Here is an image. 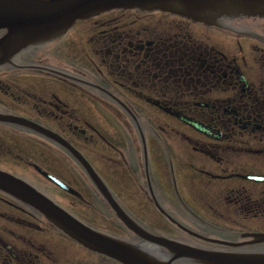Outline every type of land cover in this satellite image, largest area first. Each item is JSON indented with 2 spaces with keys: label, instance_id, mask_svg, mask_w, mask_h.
<instances>
[{
  "label": "flooded vegetation",
  "instance_id": "1",
  "mask_svg": "<svg viewBox=\"0 0 264 264\" xmlns=\"http://www.w3.org/2000/svg\"><path fill=\"white\" fill-rule=\"evenodd\" d=\"M5 35L0 32V39ZM162 119L217 144L187 138L196 152L219 164L224 162L210 149L222 148L237 131L262 147L254 151L247 142V153L264 155V19L222 18L209 26L170 13L115 9L22 51L0 67V173L28 185L92 231L162 264L206 263L177 257L159 240L228 257L264 256L263 191L230 197L232 213L217 220L190 215L199 227L170 212L169 185H163L169 166L157 145L165 129L155 128ZM81 158L104 185L95 184ZM198 175L216 183L264 186V174ZM38 185L49 186L72 208L87 207L85 214L94 207L97 212L85 216L101 218V228ZM101 211L109 214L105 220L97 215ZM73 250L80 256L75 264H121L0 190V264H74Z\"/></svg>",
  "mask_w": 264,
  "mask_h": 264
},
{
  "label": "water",
  "instance_id": "2",
  "mask_svg": "<svg viewBox=\"0 0 264 264\" xmlns=\"http://www.w3.org/2000/svg\"><path fill=\"white\" fill-rule=\"evenodd\" d=\"M115 9L159 11L209 26L222 18L264 19V0H0V32H6L0 39V67L32 46L59 38L76 22ZM81 163L96 185H104L86 161L82 159ZM41 174L67 189L54 177L42 171ZM0 190L35 206L59 229L92 251L121 264H162L134 246L92 231L46 197L7 174L0 173ZM125 222L136 230L129 220L125 219ZM145 238L153 241L149 236ZM159 243L176 253L177 257H187L206 264H264V256L228 257L195 251L165 240H159Z\"/></svg>",
  "mask_w": 264,
  "mask_h": 264
},
{
  "label": "rangeland",
  "instance_id": "3",
  "mask_svg": "<svg viewBox=\"0 0 264 264\" xmlns=\"http://www.w3.org/2000/svg\"><path fill=\"white\" fill-rule=\"evenodd\" d=\"M145 111L154 119L159 118L154 110ZM155 128H158V130L165 129L162 135V142L157 143V145L163 152H166V161L169 166L167 179L163 183V185H169L168 207L171 213L177 215V217L184 222L199 227L196 223H192L193 220L190 215H198L199 217L203 215L205 218L207 215V218L217 220L220 216L224 217L232 213L234 207L229 206L227 201L230 197H248V195L255 197L256 195L250 194L264 192V186H261L260 188L262 189H260L250 183L245 184L233 180L225 183H216L207 179V177L198 175V171L222 174L224 170L228 173L264 174V155L247 153L246 151L249 149L244 146V144L247 145L248 142L249 148L254 151H261L262 147L259 142H257V139L242 137L240 134L241 131H237L238 135L235 138L233 137L231 142L222 144V148L216 151L215 149H210L213 155H216L218 159H222L221 162H224L223 164H219L216 160L196 152L194 150L195 146L192 145L187 138L196 142L198 141L199 143L205 142L209 145H217L210 140H204V138L193 133L186 127L175 123V121L171 119L160 120ZM228 130H223V132L228 134ZM171 165L174 167L176 184L170 173ZM38 187L47 195L54 197L61 206L70 209V211L74 212L77 216L81 215L84 222L95 228H101V225H99L101 218L85 216L97 212L94 207L93 210L88 209L90 214H85L84 208L87 207L84 206L82 207L83 209L77 208L78 206L72 208L68 205L67 200L59 197L49 186L38 185ZM176 192L180 193L181 198L178 197ZM187 209H189V211ZM100 213L104 214L97 213V215L101 216L104 220L106 216L109 215L106 211H101ZM109 222L112 223L111 219H109ZM218 223L225 224L226 222L219 221ZM114 232L112 233L116 235L119 234L116 229ZM71 254L72 257L77 256L73 260L75 264L80 256L77 255L75 250H73ZM87 259L91 260L90 257Z\"/></svg>",
  "mask_w": 264,
  "mask_h": 264
}]
</instances>
